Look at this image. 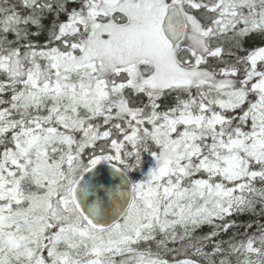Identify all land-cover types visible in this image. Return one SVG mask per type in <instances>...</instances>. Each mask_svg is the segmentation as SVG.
<instances>
[{"label": "snow or ice", "instance_id": "1", "mask_svg": "<svg viewBox=\"0 0 264 264\" xmlns=\"http://www.w3.org/2000/svg\"><path fill=\"white\" fill-rule=\"evenodd\" d=\"M0 264H264V0H0Z\"/></svg>", "mask_w": 264, "mask_h": 264}]
</instances>
